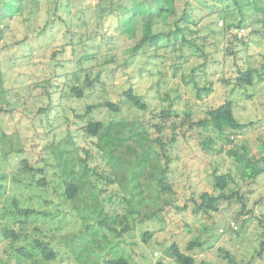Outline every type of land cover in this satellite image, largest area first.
<instances>
[{"label":"trees","instance_id":"16d2710c","mask_svg":"<svg viewBox=\"0 0 264 264\" xmlns=\"http://www.w3.org/2000/svg\"><path fill=\"white\" fill-rule=\"evenodd\" d=\"M24 1L0 0L1 38L5 31L2 23L8 24L12 19L20 17L9 13L20 7ZM46 1L49 19L42 27L35 24L38 13L34 11L30 17L24 18L27 25L21 24L22 28H25L24 31L30 30V34H36L37 38L49 36L43 43L48 40L53 43V47L56 35L60 33L59 30H53L54 26L60 27L62 24L66 30L64 35L69 39L66 44H61L50 53L49 73L44 75L42 80L34 82V87L40 88L38 93L33 94L35 101L48 99L46 106H38L36 116L43 112L45 121L53 119L50 128L44 131V136L56 131L61 124L59 121L56 125L58 119L55 116L50 117L54 109L57 111L61 104L53 102L55 93L60 94L64 100L71 97L82 99L99 93V90L109 96L106 84L108 77L104 72L117 60V53L107 45L102 51L85 52L82 58H77L76 54L89 40L101 39L107 42L105 35L110 31V27L121 34H127L141 26V37L124 51L126 57L122 59V66L125 69L129 67L130 59L149 57L153 53L159 57L163 48L180 52L177 56L181 60L174 66V75L180 72L181 80L187 86L191 84L200 100H203L201 95L212 91L215 84L214 81L208 82L201 87L198 83L201 77H208L206 62L214 56L206 52V36L231 33L235 40L242 39L246 30L242 25L237 27V23L243 26L246 24L244 12L250 8L262 13L263 18L260 21L263 30L258 33L264 35V6H259L257 0H129L127 4L121 3L122 0H107L110 6H114L107 13L105 9L108 4H103L105 0H99L96 6L88 4L78 10L74 8L78 0ZM151 1L155 2L153 6ZM216 15H219V19L223 16V25H218L216 21L214 28L204 38L196 37L198 32L193 27L204 28V21L207 20L205 23H208L209 18ZM126 16L132 21L128 22ZM159 18L164 25L169 26L168 31H154V24ZM75 19L79 21L77 24ZM234 27L236 30H233ZM242 29L244 32L240 36ZM53 33L56 34L51 35ZM29 38L30 35L26 33L19 40L12 41V45L22 44L27 40L29 42ZM164 39H168L167 44H162ZM242 42L248 46V42ZM10 45L4 43L3 50L7 51ZM237 51L230 53L236 55ZM24 56L26 58L27 54ZM228 57L225 55L222 62L225 63ZM201 58L204 59L201 64L190 63L193 59ZM36 60L29 59V62L35 65ZM212 61L220 62V59L213 57ZM65 65L71 66L69 71L57 72L58 67H66ZM95 66L99 69L96 70ZM237 67L234 76L221 78L223 83L232 84V91L243 86H256L258 70L250 63L244 68L238 65ZM187 70L189 73H186ZM198 71L203 72L198 74ZM197 75L199 81H196ZM122 96L136 108L148 110L149 105L134 88L125 90ZM250 96L251 94L248 95L249 98ZM27 104L28 100L24 99L23 107L26 108ZM99 108L119 112L121 106L120 102L105 98L103 102L86 105V113L77 115L81 120L88 118L80 128L84 135L82 138L93 141L94 148L98 151L95 156L92 154V147H81L75 136L67 132L64 137L53 143L47 153L44 148L42 152L37 153V157L30 155L15 165L16 171L11 169L7 174H0V181L12 178L17 186H21L17 183L19 179H22V185L36 184L51 190L50 187L53 186L52 193L60 199L61 205L66 204L74 211L80 220V227L77 231L64 229L63 219L56 221L55 218L57 212L63 211L60 207L54 211L39 210L23 206L21 200L14 197L0 213V217L5 219L0 222V242L5 244L6 248L3 251L15 256L18 261L25 258L33 260L35 264H138L134 258L135 251L131 249V242L128 243L126 237L133 234L139 223L153 219L161 221L171 208L186 210L191 202L193 213L207 217L213 226L216 223L212 218L213 213L219 212L221 201H227L241 205V215L236 219L243 218L240 223L242 227H248L249 223H252L251 220H255L259 239L252 258L264 260V218L254 213V207L248 208L249 197L240 187L231 185L233 176L230 172H221L219 166L215 167L212 180L216 193L204 190L198 196L192 195L188 198L186 205L178 204L180 192L175 180L177 168L174 163L181 158L180 146L195 138L202 151L211 154L218 140L210 132L206 133L207 130L219 135L220 141L223 142L221 151H225L237 166L243 182L247 184L263 171L259 166V153H251L252 150L239 139L245 124L236 118L233 101L228 100L208 109L206 115L199 118L195 117L194 111L189 108H162L152 123L142 119L105 121L89 116L94 109ZM4 110L10 109L0 106V111ZM36 137L40 139V133ZM38 142L34 141L32 146L35 147ZM94 160L99 164H90V161ZM100 165L103 166V172L97 169ZM26 174L34 177L24 180ZM113 194L116 196L113 197ZM45 200L47 204L50 202L46 197ZM117 202L127 205L124 212H117L112 206ZM50 219L53 225L48 226ZM238 229V222L230 221L222 228V232L230 230L238 234ZM153 234L152 231H145L143 239L147 241ZM202 245V240L196 238L183 250L179 243L174 241L166 248L165 259L171 258L176 264H196V259L188 251L191 252ZM127 250L130 251L128 255ZM95 251L104 254L101 258L93 256ZM139 256L143 258L142 253ZM165 259L160 257L155 263L166 264Z\"/></svg>","mask_w":264,"mask_h":264},{"label":"rangeland","instance_id":"374dc122","mask_svg":"<svg viewBox=\"0 0 264 264\" xmlns=\"http://www.w3.org/2000/svg\"><path fill=\"white\" fill-rule=\"evenodd\" d=\"M257 1L259 6H264V0ZM98 2L99 0H78L77 8H74L78 10V8L87 7L88 4L96 6ZM120 2L127 4L129 0ZM105 3L108 4L105 9V13H107L114 6H110L107 0L103 1V4ZM1 4H5V2H1ZM154 4L155 2L151 1V6ZM47 8L48 3L46 0H39V2L25 0L20 7L9 13L20 17L12 19L8 24L2 23L5 31L4 36L2 38L0 36V106L10 110L0 111V174H7V171L11 169L16 171L15 165L17 166L20 161L30 157V155L37 157V153L42 152L44 148L47 153L53 143L64 137L67 132L75 136L78 145L81 147H92V154L95 156L97 149L94 148L93 141L89 138L84 140L82 138V136L84 137L83 131L80 128L88 118L85 117L81 120L77 115L86 113V105L103 102L105 98H109L113 102H120L121 110L115 112L107 108H99L94 109L89 116L105 121L142 119L151 123L162 108L175 110L189 108L194 111L195 117L199 118L205 116L208 109L231 100L234 104L236 118L239 122L245 124L242 128V136L239 139H241L242 144H246L252 150L251 153H259V166L263 171L247 184L243 182L237 166L225 151H221L220 148L223 142L220 141L219 135L212 130H207L206 133L210 132L218 140V143L215 144V150L211 154H205L195 138L189 139L187 143H182L180 146L181 158L174 163L177 168L175 170V180L180 192L178 204L180 206L186 205L188 198L192 195L198 196L204 190L216 193L213 189L212 174L213 169L219 166L221 172L232 174L231 185L240 187L242 192L249 197L248 208L250 209V206L254 207V213L264 218V35L258 33V31L263 30L260 21L263 15L260 11L250 8L244 12L246 24L243 26V24L237 23V27L242 25V28L244 27L246 30L242 39L235 40L230 35L231 33H220L213 36L209 34L206 36L207 54L214 55L213 57L220 59V62L213 63V57H210L206 62L208 63V77L199 79L198 75L196 76L197 80H195H200L198 83L201 87L207 85L208 82L214 81L215 83L212 91L201 95L203 100L197 98L196 91L191 84L190 86L185 85L181 80L180 72L174 75V66H177L181 60L177 56L180 55V52L163 48L164 50L160 51L159 57L153 53L149 57L140 56L130 59L129 67L125 69L122 66V59L126 57L124 51L141 37V26L127 34H121L115 28L110 27V31H107L105 35L108 44L101 39H92L86 42L83 48L80 47L76 54L77 58H82L86 54L85 52L102 51L107 48V45H110L117 53V60L111 63L104 72V75L108 77L106 84L109 96L99 90V93H93L89 97L82 99L71 97L64 100L60 94L55 93L53 102L57 105L61 104L58 106L57 111L54 109L50 117L55 116L58 119L56 125L61 121L60 128L57 126L56 131L44 136V131L50 128L53 119L45 121L43 112L36 116L35 111L38 106H46L48 99L41 98L40 100L38 98V102L35 101L33 94L38 93L40 88L34 87V82L42 80L45 77L44 75L49 73L50 53L54 49H58L61 44H66L69 39H66L64 35L66 30L62 24L60 27L54 26L53 30H59L60 33L56 35L53 47V43L48 40L43 43V40L49 36L37 38L36 34H33L35 36L30 34V30L24 31L25 28H22L21 24L27 25L24 18L30 17L31 12L34 11L38 13L35 24L42 27L49 19ZM127 21L130 22L132 19L127 18ZM206 21L203 23L204 28L193 27L198 32L196 37L204 38L214 28V22L217 21L219 25L221 21L224 23V18L222 16L219 19V15H216L209 18L208 23H205ZM75 22L77 24L79 21L75 19ZM168 30L169 26L164 25L160 18L156 20L154 24L155 32ZM233 30H236V27ZM25 32L28 36L30 35V41L27 40L22 44L13 43L14 45H12V41L22 38L26 34ZM242 40L248 42V46ZM4 43L11 44L7 51L2 48ZM167 43L168 39L162 41V44ZM32 47L34 51H32ZM231 51H237V54H231ZM186 53H189V51H186ZM25 54H27L26 58ZM28 55H31V57ZM225 55L229 57L224 63L222 60ZM29 59L32 61L37 59L36 64H31ZM182 61L184 62V59ZM203 62L204 59L201 58L200 60L193 59L190 63L198 65ZM248 63L258 70L256 86H243V88L232 91L233 85L224 84L221 78L223 76L226 78L234 76L238 68L237 65L244 68ZM93 65L95 64L93 63ZM65 66L58 67L57 72L69 71L71 66ZM95 69L97 70L99 67L95 66ZM223 71L224 73H222ZM199 72L203 71H198V74ZM186 73H189V70ZM95 74L96 71L94 76ZM129 88H134L138 94L143 96L149 105L147 111L140 110L127 99H123V92ZM249 94H251L250 98L248 97ZM24 99L28 100L26 108L22 105ZM36 133L37 135L40 133V139L36 137ZM34 141H39L35 147L32 146ZM91 163L94 166L99 164L96 160L90 161ZM97 169H99V172H103L102 165ZM30 176V174L24 175V180H30L34 177L33 175ZM37 178L38 174L36 175ZM19 180L17 183L21 186H17L12 178L7 179V181L6 179L0 181V213L3 211V207L11 203L14 197L19 198L23 206L39 210L54 211L57 207H60L63 211L57 212L56 221L62 218L64 229L77 231L80 227V220L68 205L60 204L62 203L60 199L52 193L53 186L50 187L51 190L39 187L36 184L22 185V179ZM115 196L116 194H113V197ZM45 197L50 201L48 204ZM255 201L260 202L256 203ZM119 203H113L112 206L117 212H124L127 205ZM192 208V203L189 202L186 210L171 208L161 221L153 219L139 223L133 234L126 237V241L131 242L129 243L131 249L135 251L134 258L136 262L138 264H156L158 258L165 259L166 248L172 242L177 241L181 248L186 250L191 240L200 238L203 245L191 252L188 251L196 259V264H249L250 262L251 264H264V260L252 258L259 239L258 231L255 229V220H251L252 223H249L248 227H242L240 223L243 218L236 219L237 216L241 215L239 214L240 204L221 201L219 212L212 215L217 223L213 226H211V221L207 217L201 214L195 215ZM4 221L5 219L0 217V222ZM230 221L238 222V234L230 232V230L222 232V228L226 227ZM51 225L53 223L50 219L48 226ZM145 231L154 233L152 238L147 241L143 239ZM4 245L0 242V264H35L33 260H26L25 258L18 261L15 256L3 251V249H6ZM121 245L124 246L122 243ZM131 249L130 251H132ZM130 251L127 250L126 254L128 255ZM141 253L143 258L139 256ZM103 254L104 252L95 251L93 256L101 258ZM132 260L134 261V259ZM165 263L176 264L168 257L165 259ZM52 264L59 263L53 262Z\"/></svg>","mask_w":264,"mask_h":264},{"label":"built area","instance_id":"2783aa9c","mask_svg":"<svg viewBox=\"0 0 264 264\" xmlns=\"http://www.w3.org/2000/svg\"><path fill=\"white\" fill-rule=\"evenodd\" d=\"M219 25L222 26V25H223V22H222V21L219 22ZM243 32H244V29H242V30L239 32V35L241 36V35L243 34ZM233 225H234V224H233ZM234 227L237 228L236 225H235Z\"/></svg>","mask_w":264,"mask_h":264}]
</instances>
